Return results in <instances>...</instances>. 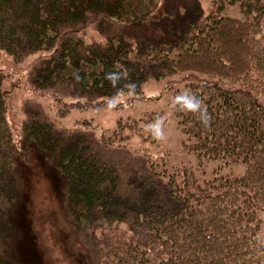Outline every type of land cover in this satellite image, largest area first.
<instances>
[{
  "label": "trees",
  "instance_id": "obj_1",
  "mask_svg": "<svg viewBox=\"0 0 264 264\" xmlns=\"http://www.w3.org/2000/svg\"><path fill=\"white\" fill-rule=\"evenodd\" d=\"M200 1L0 0V52L31 93L15 142L7 114L18 86L0 68V264H49L29 208L36 180L50 191L45 220L55 213L53 227L81 240L76 264H264V0H222L207 14ZM233 7L238 17L226 13ZM87 30L100 43L85 44ZM175 74L210 118L179 116L189 150L243 164L238 177L200 186L166 168L155 174L154 161L113 148L87 121L62 127L34 99L69 101L54 109L60 119L139 95L148 80L173 91ZM138 122L118 120L109 141L129 139ZM193 188L203 208L170 205L174 191Z\"/></svg>",
  "mask_w": 264,
  "mask_h": 264
},
{
  "label": "rangeland",
  "instance_id": "obj_2",
  "mask_svg": "<svg viewBox=\"0 0 264 264\" xmlns=\"http://www.w3.org/2000/svg\"><path fill=\"white\" fill-rule=\"evenodd\" d=\"M200 4L202 10L207 14L209 11H214V6L223 4L222 0H201ZM230 8L226 11L228 15L233 17H238L239 13L234 11L236 9ZM226 9V8H225ZM98 32L87 30L80 33L79 36L83 39L85 44L100 43L98 42ZM102 44V43H101ZM210 41L206 44V52L213 54V45L208 46ZM11 62L4 53L0 52V68L1 72L9 76L10 82L17 84L18 88L14 91L19 94L20 99H16L12 105L8 104L9 111V124H11L14 129L13 139L19 140L18 134L20 131L21 121L23 120L24 114H22L23 98L31 96L23 83V78L15 71V68L20 66L10 67ZM182 76L169 75V79L174 82V85L169 86L171 90L169 92H163L166 88V81H154L148 80L142 85L139 95H131L130 93H121L113 98L111 106H102L100 109L97 108H87V109H75L66 112L65 115L57 119L55 116L54 109L59 108L62 111H66L65 103L69 101H60L56 103L51 99L50 96H34V99L40 103L44 109V112L50 114L52 118H55L57 124H61L62 127H82V122L87 121L91 126L86 127L90 133L93 132L97 137L104 136V140L111 142L113 148L119 149H129L131 152L138 153L146 161H154L153 167L157 170L155 174L158 173V168H166L170 175L178 174L174 172H180L185 174L189 178H192L196 184L202 186L207 182L214 179L221 178L222 181L228 179L227 174H240L244 172V165L241 163L233 164L228 163L226 160H217L214 162L212 160H205L198 156V153H194L184 149L187 146V135L182 132V128L179 127L178 123L180 121L179 116L184 114V109L178 104L174 106V98L181 95L182 91L188 90L184 84L180 81ZM180 91V92H179ZM165 93V94H164ZM152 109V110H151ZM145 111L153 112L149 114L148 117H144ZM154 116V117H153ZM139 120L138 127L134 133H131L129 139H117L109 141L108 138L112 137L114 133H118V120H127L129 118H134ZM144 117V118H143ZM141 119L144 122H141ZM161 120L163 122V139H156L147 130V126L153 123L155 120ZM11 120V121H10ZM146 120V121H145ZM78 124H77V122ZM77 124V125H76ZM178 124V125H177ZM94 125V126H92ZM14 126H18L17 131ZM126 128L129 125H124ZM85 127V126H84ZM126 132L127 129H125ZM139 137V138H138ZM98 138V139H99ZM196 146V143L194 147ZM125 147V148H123ZM188 148V147H187ZM170 175L162 176L160 173V179L163 184H167ZM236 178L238 175H232ZM181 188V187H180ZM195 188V187H194ZM193 192L187 193L186 191H181L179 189L174 191V198L170 205L173 207L182 208H203V202L197 199V194L200 193L201 189H194ZM33 200L32 208L33 221L36 222V232L42 234L38 248L43 251V257L48 261L49 264H76L75 258L78 256L79 252L83 250L82 244L78 247L80 243V238L75 232L61 233L58 229L53 227L56 224V220L59 218L58 215L49 214L52 216L51 219L44 218L46 211L49 208L48 197H50V191L44 180H36L35 185L32 189ZM195 195H192L194 194ZM180 197V198H178ZM186 215H191L188 210H185ZM261 216V228L259 232V239L264 245V213ZM57 237L59 242L57 243ZM86 264V262H83Z\"/></svg>",
  "mask_w": 264,
  "mask_h": 264
},
{
  "label": "clouds",
  "instance_id": "obj_3",
  "mask_svg": "<svg viewBox=\"0 0 264 264\" xmlns=\"http://www.w3.org/2000/svg\"><path fill=\"white\" fill-rule=\"evenodd\" d=\"M113 74H109L111 76ZM179 105L181 108L187 111L199 112L201 114L202 122L207 124L209 122V117L207 115L206 109L201 107V102L193 95L185 92L174 98V106ZM147 130L156 139H163V122L159 119L155 120L153 123L147 126Z\"/></svg>",
  "mask_w": 264,
  "mask_h": 264
},
{
  "label": "bare ground",
  "instance_id": "obj_4",
  "mask_svg": "<svg viewBox=\"0 0 264 264\" xmlns=\"http://www.w3.org/2000/svg\"><path fill=\"white\" fill-rule=\"evenodd\" d=\"M200 158H202V159H205V158H204V157H202V156H201ZM170 172H171V171H170ZM180 177H182V178H185V177H186V175H185V174H182V176H181V174H179V178H180Z\"/></svg>",
  "mask_w": 264,
  "mask_h": 264
}]
</instances>
